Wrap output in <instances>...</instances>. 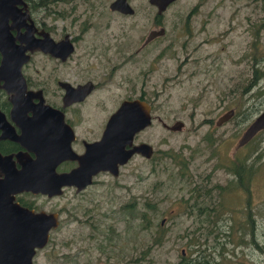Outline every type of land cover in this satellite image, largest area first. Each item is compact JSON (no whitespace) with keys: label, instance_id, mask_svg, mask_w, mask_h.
I'll return each mask as SVG.
<instances>
[{"label":"flooded vegetation","instance_id":"obj_1","mask_svg":"<svg viewBox=\"0 0 264 264\" xmlns=\"http://www.w3.org/2000/svg\"><path fill=\"white\" fill-rule=\"evenodd\" d=\"M145 4L132 0L124 3L117 0H15L10 3L12 12L1 13L0 35L6 41V47L0 50V69L6 64V67L19 65V73L15 78L12 73L0 74V264H22V261L25 264H154L155 260L150 255L154 247L162 246L166 235L163 229L165 219L160 223L161 229L154 233L155 246H147L144 239L150 234L152 222L148 212L134 210L138 204L128 203L121 207L120 213L131 214L123 221L108 222L107 218L115 213L111 211L97 219L93 215L96 212L90 209L83 211L79 225L67 224L75 219L65 220L71 214L69 201L85 197L84 194L93 187L114 186L135 160L152 163V173L155 172L156 166L165 159V150H157L149 140L147 132L151 128L157 125L168 134L178 133L165 126L181 122L178 116L166 119L165 89L176 84L183 64L189 59L174 67L175 75L164 79L158 77L157 72L162 67L177 62L176 54L180 50L175 34L179 24L167 17L172 4L161 13L149 1ZM201 4L197 3L190 11H194L192 16L186 18L188 27L191 21L193 33L194 19ZM118 6L131 11H120ZM206 30V26L200 29L201 32ZM187 40L181 44L183 49L189 46ZM196 53L197 49H194L192 55ZM246 55L251 56L249 53ZM254 55L253 64L261 61L257 54ZM193 59L197 63L198 59ZM247 60L253 72L252 60ZM260 66L258 63L255 67ZM196 75L193 72L190 76ZM13 97L18 102L17 106ZM251 98L254 106L259 107L253 110L254 118L250 122L252 113L241 121L245 124L238 123V126H246L226 165L229 178L225 184H211L215 176L212 168L202 176L205 184L195 182L194 192L179 199L184 213L193 219L185 235L189 237L191 248L198 246L197 233L202 226L199 219L219 216L213 221L221 223L220 230L228 233L229 228L232 232L235 226H229L227 212L232 217L247 213L254 216L250 201L247 209L240 207L239 202L233 207H224L221 201L230 190L246 191L249 174L254 171V178L263 160L264 130L245 145H239L246 129L264 111L260 101L256 103V94ZM131 102H139L148 109L151 124L134 134L123 151L128 153L135 148L149 146L152 152H134L124 164L115 168L114 174L109 171L92 175L85 173L84 180L90 178V184L79 191L75 185H79L81 180L67 182L69 175L74 174L81 164H92L86 156L98 152L92 149L94 146L110 145L113 150L125 143L122 138L107 140L105 134L114 114L123 104ZM238 106L228 109L222 104L224 114L215 121V127L237 119L243 110ZM230 111H233V116L217 125L219 119ZM173 121L172 125L167 124ZM204 123L211 126L213 118H205ZM240 131L235 130L234 136ZM159 143L164 147L163 137ZM245 150L251 153L248 160L242 155ZM168 157L186 164L187 170L184 171L174 161L181 176L189 179V160ZM94 158L95 155L90 157ZM21 175L33 179V184L46 187L22 191L16 185ZM188 183L190 185V180ZM56 185H61V188H53ZM220 188L226 191L219 193ZM67 193L68 198L59 202L58 199ZM145 197L147 200L148 195ZM198 207L205 210L199 212ZM22 211L34 219L26 217L23 220ZM230 220L232 225L237 224L232 218ZM135 222L143 224L140 229L137 225L136 229L137 239L143 241L134 242L127 236V226ZM243 227L241 224L236 229L239 232ZM22 231L46 233L44 246L35 247L31 258L32 237L22 236ZM132 242L136 247H145L137 257H128L127 251L133 249ZM90 250H99L98 257L89 256ZM181 255L183 258L173 264H188L187 261L195 264V257L189 260L183 251Z\"/></svg>","mask_w":264,"mask_h":264},{"label":"rangeland","instance_id":"obj_2","mask_svg":"<svg viewBox=\"0 0 264 264\" xmlns=\"http://www.w3.org/2000/svg\"><path fill=\"white\" fill-rule=\"evenodd\" d=\"M132 1L143 2L144 6L148 2ZM197 3L202 4L194 19L193 33L191 21L188 27L186 18ZM263 9L264 0H177L171 5L167 17L179 24L175 35L180 52L176 54L177 62L162 67L157 75L160 79L173 76L174 67L182 60L189 59L183 64L184 68L176 84L165 89L166 119L178 116L184 128L181 132L172 134H168L157 125L151 128L147 132L149 140L153 141L157 150H165V159L158 167L156 166L155 172L152 173V163L135 160L123 171L114 186L93 187L84 194L85 197L69 201L71 214L69 213L65 220L76 221L67 224L79 225V221L83 219V211L87 209L95 211L93 215L97 216V219L111 211L115 213L107 218L108 222L123 221L131 214L120 213L121 207L128 203L138 204L134 210L148 212L149 220L152 222L150 234L144 239L147 246L153 244L154 233L161 229L160 223L165 219L163 229L166 235L162 246L154 247L150 255V258L155 260L154 264H173L180 258L182 251L186 252L187 256L194 257L197 254L199 246L189 247V237L185 236L187 227L193 224V219L184 213V207L179 199L191 195L190 191L195 182L205 184V177L202 176L212 168L215 169V176L211 184L222 186L225 184L229 178L225 170L226 165L229 164L246 126H238V123L245 124V121L241 122L244 117L247 118L256 107H259L254 106L255 102L251 98L254 94L258 99L256 103L260 101L261 108H264V79L256 86L257 88L250 87L245 95L239 94L241 88L243 91L248 88L251 74L249 69L251 63H247L249 62L247 59L242 61V58L247 53L251 56L257 54L260 58L264 55V29H260L264 22ZM204 26L207 30L201 32L200 29ZM256 29H259L257 39L254 38ZM170 37L173 38V34ZM186 40L189 46L183 49L181 44ZM194 49H197V53L192 55ZM193 58L198 59L197 63ZM193 72L197 73L195 77L190 76ZM222 104L228 109L239 105L238 109L243 110L237 119L218 128L214 123L224 114ZM205 118H213L211 126L205 125ZM253 118L254 115L249 122ZM173 123L174 121L167 124ZM240 129V133L234 136L235 130ZM161 137L165 140L164 147L159 143ZM168 155L189 160V179L181 176L175 165L174 161L182 165V160H173ZM242 155L248 160L251 153L245 150ZM188 180L190 185L187 183ZM68 196L69 193L58 201L62 202ZM221 201L224 207H233L239 202L240 207L245 209L247 202L250 201L254 211L255 241L258 247L249 243V239L248 243L238 245L239 232L236 226L246 222V215L232 217L227 212L229 226L235 228L230 243L227 242L225 252L228 255L218 259L220 264H264V154L249 185L248 193L230 190ZM231 218L236 225L231 224ZM137 225L140 229L143 224L135 222L127 226V236L134 242L143 241L137 239ZM200 239L203 241V238ZM197 243L199 244L198 240ZM209 245H213L211 238ZM144 248L136 247L133 243V249L127 251L128 257H137ZM98 251L90 250L89 256L98 257ZM116 261L119 263L118 259Z\"/></svg>","mask_w":264,"mask_h":264},{"label":"water","instance_id":"obj_3","mask_svg":"<svg viewBox=\"0 0 264 264\" xmlns=\"http://www.w3.org/2000/svg\"><path fill=\"white\" fill-rule=\"evenodd\" d=\"M14 1L15 0H0V27L2 26V23H3L1 19V13L3 11L12 12L11 10L13 9V7H10V3ZM18 1L19 0H16V2ZM148 1L151 5L157 8L159 13H161L165 11L169 5L173 4L177 0H148ZM117 2L124 3L125 0H117ZM117 9L120 11H131L128 8L123 7V6H118ZM5 47H6V41H4L3 37L0 35V50L2 51L5 50ZM43 50H46V48L44 47ZM7 51H9V48H7ZM6 66L7 64L1 67L0 74H4L5 72L12 73L15 78L17 74L19 73V65H16L17 67L16 66L6 67ZM14 81L15 79H13V82ZM13 101H14L13 102L14 105L17 106L18 102L16 101L15 97H13ZM232 116H233V111H230L229 113H227L226 115H224L223 117L219 119V121L217 122V125H221L223 122H226L227 120H229ZM150 124H151V119L148 115V109L145 108L141 103L131 102V103L123 104L120 107V109L116 112V114H114V116L109 121L108 126L106 128L105 137L107 140L122 138L125 140V143L121 145L122 147L121 146L117 148L115 147L113 148V150L110 147V145H107L106 147L101 145L96 148H94L95 147L94 146L92 149H96L98 152L88 153V155L86 156V158L87 159L89 158L92 164L90 166L81 164L80 168L76 170L74 174L69 175L67 182L75 183V180L80 179L81 182L79 183V185H75L80 191L85 186L90 184V178L89 180L88 178L87 180H84L83 175L85 173L89 172L92 175L100 171H109L110 173L114 174L116 172L115 168H117L119 164H124L134 152L140 151L143 154H148V152L151 153L152 149L149 146L148 147L141 146L139 148H135L133 151H130L128 153L123 151V147L127 144H130L134 134L145 129ZM165 126L168 130H171V131L179 132L183 129V124L181 122H176L173 126H167V125ZM261 130H264V111L246 129L239 145H245L251 138H253ZM92 155H95L96 158L90 159ZM20 178L17 180L18 182L16 183V185L22 191L42 190L43 188L46 187L43 185L33 184V182H31L33 181V179L26 178L25 175H21ZM49 188H52V186H49ZM53 188L60 189L61 185L53 186ZM21 216L23 220L26 217H29V218L31 217V219H34L32 218V216H30L29 213H26L24 211H22ZM53 224L56 225V222L54 221ZM23 226H24V223H23ZM48 226H51V225H48ZM25 235L32 237V240L30 241L31 252L29 254L31 258L33 254L32 250L35 247L41 248L42 246H44L46 242V233L42 231H38V232L22 231V236H25ZM22 264H25L24 261H22Z\"/></svg>","mask_w":264,"mask_h":264},{"label":"trees","instance_id":"obj_4","mask_svg":"<svg viewBox=\"0 0 264 264\" xmlns=\"http://www.w3.org/2000/svg\"><path fill=\"white\" fill-rule=\"evenodd\" d=\"M263 11H264V9H263ZM193 12L194 11H192L188 14L187 19H189L192 16ZM260 29H262V30L264 29V22H262V25H260ZM258 36H259V29H256L254 31V38L257 39ZM254 57H256L254 54L251 57L248 55H245L243 57V58L252 60L253 72H251L250 78L248 79L249 80L248 88L244 91L241 88V90L239 91V94L241 96L245 95V92H247V90L250 87L257 86L264 79V55L261 56V61L253 64V62L255 61ZM258 63L261 64L260 68L255 67L256 65H258ZM181 166L184 169V171L187 170V166L185 163H183ZM253 173H254V171H251V173L249 174V177L246 181L245 190L247 191V193H248L249 185L253 180V178H252ZM224 191H226L224 188L219 189V193H222ZM193 192H194V187L190 191V193H193ZM201 193L203 194V191ZM205 193H207V192H205ZM248 205H249V201H248ZM263 207H264V204H263ZM203 210H205L204 207H198L199 212H202ZM221 211H223V210L221 209ZM214 218H219V216L212 217V218L205 217L203 219H199L200 224L203 226V227L200 226L198 228V230H201L199 233V236H198L199 250H197V254L194 256L195 259H194V257L189 256V255L184 256V257H187V259H189V260L192 258L194 260H196L195 264H220L218 259H221V258L228 255V253L225 252V250H226L227 242L230 243V237L232 234L231 228H229L228 233L222 232L219 228L222 224L221 223H219V224L215 223V221H213ZM254 222H255L254 216L247 213L246 222L243 224L244 227L239 231L238 245L248 243L247 240L249 239V243L253 244L255 247H258V245L255 241V231H254L255 225H254ZM200 238H203V241H201ZM210 238L212 239V243H213V245H211V246L209 245ZM188 243H190V241ZM180 257L183 258L182 255ZM187 262H188V264H192L189 261H187Z\"/></svg>","mask_w":264,"mask_h":264}]
</instances>
